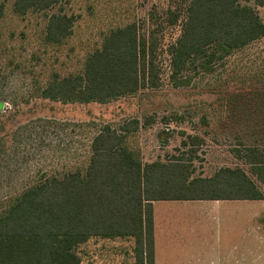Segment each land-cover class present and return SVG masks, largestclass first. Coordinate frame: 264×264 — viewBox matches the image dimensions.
Instances as JSON below:
<instances>
[{
  "label": "rangeland",
  "instance_id": "1",
  "mask_svg": "<svg viewBox=\"0 0 264 264\" xmlns=\"http://www.w3.org/2000/svg\"><path fill=\"white\" fill-rule=\"evenodd\" d=\"M13 1L0 0V215L46 177L85 173L100 129L109 124L120 130L132 119L139 127L125 143L145 163L191 159L192 177L241 167L264 192L247 158L250 148L264 154V36L208 62L209 69L202 65L207 57L189 62L173 78L169 46L182 32L190 0H63L25 15L14 12ZM239 1L252 5L264 22V5ZM60 11L74 15L73 33L52 43L45 38L47 17ZM133 22L143 39H157L153 74L145 62L137 92L104 103L42 97L54 74L82 73L105 35ZM244 202L260 204L264 225V200ZM182 225L184 232L203 231L193 219ZM136 246L134 237H92L77 252L81 264H137Z\"/></svg>",
  "mask_w": 264,
  "mask_h": 264
},
{
  "label": "trees",
  "instance_id": "2",
  "mask_svg": "<svg viewBox=\"0 0 264 264\" xmlns=\"http://www.w3.org/2000/svg\"><path fill=\"white\" fill-rule=\"evenodd\" d=\"M62 1L14 0L13 10L25 15ZM255 1L264 5V0ZM47 18V41L60 43L73 33L74 15L60 11ZM263 36L264 22L250 4L190 0L182 32L169 46L172 77L201 57H207L202 65L209 69L208 62ZM156 40L143 39L135 22L112 30L102 47L87 56L82 73L54 74L41 95L63 102L104 103L134 94L145 62L146 72L153 74ZM138 127L137 119L120 130L103 126L92 140L85 173L78 169L46 177L19 193L0 215V264H81L77 250L92 237H134L137 264H154L153 201L264 199V192L241 167L192 177L191 159L174 156L145 163L125 143ZM249 150L247 158L264 183V154Z\"/></svg>",
  "mask_w": 264,
  "mask_h": 264
},
{
  "label": "crops",
  "instance_id": "3",
  "mask_svg": "<svg viewBox=\"0 0 264 264\" xmlns=\"http://www.w3.org/2000/svg\"><path fill=\"white\" fill-rule=\"evenodd\" d=\"M240 200L264 199L153 201L154 264H264L262 209ZM191 219L198 235L184 232Z\"/></svg>",
  "mask_w": 264,
  "mask_h": 264
}]
</instances>
